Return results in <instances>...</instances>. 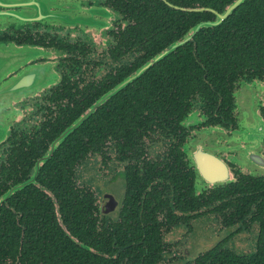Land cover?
Here are the masks:
<instances>
[{"label":"flooded vegetation","instance_id":"flooded-vegetation-1","mask_svg":"<svg viewBox=\"0 0 264 264\" xmlns=\"http://www.w3.org/2000/svg\"><path fill=\"white\" fill-rule=\"evenodd\" d=\"M26 1L0 0V264H264V0Z\"/></svg>","mask_w":264,"mask_h":264},{"label":"water","instance_id":"water-1","mask_svg":"<svg viewBox=\"0 0 264 264\" xmlns=\"http://www.w3.org/2000/svg\"><path fill=\"white\" fill-rule=\"evenodd\" d=\"M50 2L46 3L45 5L47 4H55L56 2H54V0H49ZM242 0H236L224 13L222 14H219L218 15V20L216 21L219 22L223 17H225L228 13H230V11L236 7ZM33 2H37L39 3L38 0H27L26 2H22L23 4H27V5H30L32 4ZM0 5H3V6H11L12 5V2H7V3H1ZM54 17V16H53ZM54 19H59L57 17H54ZM9 21H12V11H6V12H0V23L2 24V26H5L7 25V23ZM201 24H199L198 26H196L194 29H193V32H195L199 26ZM174 47V46H173ZM0 53L1 54H9V53H12V46H5V45H1V50H0ZM5 61H8L5 59ZM217 173H211V178H210V181H215L217 179V177H219L220 175H218L220 172L216 170ZM214 178V180H213Z\"/></svg>","mask_w":264,"mask_h":264},{"label":"trees","instance_id":"trees-1","mask_svg":"<svg viewBox=\"0 0 264 264\" xmlns=\"http://www.w3.org/2000/svg\"><path fill=\"white\" fill-rule=\"evenodd\" d=\"M194 1V3H198V4H200V5H209V6H212L214 9H218V10H220L223 6H224V4H228V3H230L232 0H193ZM248 2V0L244 3V4H246ZM243 4V5H244ZM194 15V20H202V19H205L206 17L205 16H203V14H197V13H194L193 14ZM196 17V18H195ZM202 30H200L199 32H198V34L196 35V37H201V36H203L202 35V32H201ZM201 32V33H200ZM231 33L230 32H228V35H230ZM228 37V36H227ZM10 253H12V252H10ZM89 253H87V255H86V257L85 258H83V262L84 263H81V264H90V258H89V255H88ZM10 255H12V254H9V255H7V256H5L4 258H3V260L5 259V258H9L10 260H12V258L10 257ZM23 258V257H22ZM263 258H264V253H263ZM219 261H220V259H218ZM69 262V263H68ZM112 263V262H111ZM65 264H73L72 263V259H69V258H67L66 257V259H65ZM96 264H104V260H102L100 257H97V262H96ZM113 264V263H112Z\"/></svg>","mask_w":264,"mask_h":264}]
</instances>
